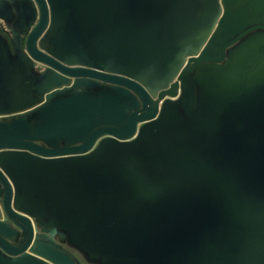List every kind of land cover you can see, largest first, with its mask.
<instances>
[{
	"label": "water",
	"instance_id": "95a60500",
	"mask_svg": "<svg viewBox=\"0 0 264 264\" xmlns=\"http://www.w3.org/2000/svg\"><path fill=\"white\" fill-rule=\"evenodd\" d=\"M0 264H264V0H0Z\"/></svg>",
	"mask_w": 264,
	"mask_h": 264
}]
</instances>
